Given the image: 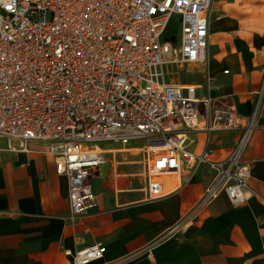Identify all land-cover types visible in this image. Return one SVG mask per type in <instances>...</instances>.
Returning <instances> with one entry per match:
<instances>
[{
  "label": "built area",
  "instance_id": "1",
  "mask_svg": "<svg viewBox=\"0 0 264 264\" xmlns=\"http://www.w3.org/2000/svg\"><path fill=\"white\" fill-rule=\"evenodd\" d=\"M214 4L0 0V153L43 145L66 178L73 219L100 206L93 175L114 144L143 156L148 201L179 193L207 168L212 180L186 217L220 198L246 203L257 108L244 119L217 92ZM174 23L180 36L170 33ZM169 66L197 77L169 80ZM107 251L103 240L65 249L71 264H97Z\"/></svg>",
  "mask_w": 264,
  "mask_h": 264
},
{
  "label": "crops",
  "instance_id": "2",
  "mask_svg": "<svg viewBox=\"0 0 264 264\" xmlns=\"http://www.w3.org/2000/svg\"><path fill=\"white\" fill-rule=\"evenodd\" d=\"M262 11L264 15V1ZM240 19L250 24L257 17ZM244 25L235 31L220 27L211 35L220 49L212 53L210 40L209 52L218 94L228 96L244 119L257 108L256 127L244 156L253 173L246 203L233 205L220 198L186 217L212 180L207 168L179 193L148 201L144 169L131 170L143 156L117 145L94 181L100 206L73 219L66 178L57 172L45 147L33 143L31 152L4 150L0 264H71L65 249L94 240H103L108 247L97 264H264V49L259 51L252 38L255 33ZM229 54L236 55L231 62L226 61ZM225 68H230L229 74ZM223 146L221 153L226 154L232 143ZM200 147L201 140L194 148ZM119 153L123 158L117 157Z\"/></svg>",
  "mask_w": 264,
  "mask_h": 264
},
{
  "label": "rangeland",
  "instance_id": "3",
  "mask_svg": "<svg viewBox=\"0 0 264 264\" xmlns=\"http://www.w3.org/2000/svg\"><path fill=\"white\" fill-rule=\"evenodd\" d=\"M216 4L214 7V13H213V23H218L221 29L224 27H227L233 31L238 29L240 26H243V24H246L244 26H247L248 29L252 30L255 35L252 37L254 42L259 46V51H262L261 49H264V15L262 11V2L264 0H215ZM246 16L249 17H257V19H253L250 24L246 23L245 20H241L240 18H245ZM212 23V24H213ZM176 23H174L173 27L170 30V33L177 34L180 36V29L176 27ZM213 29V28H212ZM212 34L215 35V32L212 31ZM234 36L237 37L236 34ZM211 52L218 51L220 48L217 46H211ZM236 58L235 54H229V56L226 58L227 62H231ZM169 70L173 71V75H169L170 79H175L176 82H186V81H192L195 77H197V73L187 71L186 68L181 69L177 68L175 66H169ZM136 144H138V141H135ZM119 144H114V146H117ZM111 157H114V155H111ZM118 158H123V154L119 153L117 154ZM139 158L142 157L139 155ZM124 166H121L120 168H123ZM144 166L143 163L139 161V164H135L131 166V170L133 171H143ZM100 176V172L94 173L93 178L97 179ZM112 176V174H108V177ZM107 177V176H106ZM140 180L143 182V176H138ZM95 180L92 181V187L94 189L95 186ZM143 185L139 184L138 186L141 187Z\"/></svg>",
  "mask_w": 264,
  "mask_h": 264
},
{
  "label": "bare ground",
  "instance_id": "4",
  "mask_svg": "<svg viewBox=\"0 0 264 264\" xmlns=\"http://www.w3.org/2000/svg\"><path fill=\"white\" fill-rule=\"evenodd\" d=\"M216 2V1H215ZM216 4V3H215ZM215 4H214V7H215ZM212 28H213V31L214 32H218L219 31V24L218 23H213L212 24ZM211 45L214 46V45H217V41H216V38L213 36L212 39H211ZM210 48V47H209ZM117 151V150H115ZM118 176H121V175H118Z\"/></svg>",
  "mask_w": 264,
  "mask_h": 264
}]
</instances>
